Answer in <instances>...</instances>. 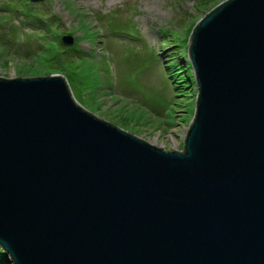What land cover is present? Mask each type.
Returning a JSON list of instances; mask_svg holds the SVG:
<instances>
[{
  "label": "water",
  "instance_id": "1",
  "mask_svg": "<svg viewBox=\"0 0 264 264\" xmlns=\"http://www.w3.org/2000/svg\"><path fill=\"white\" fill-rule=\"evenodd\" d=\"M186 48L181 152L87 112L63 75L0 77L9 264H264V0H225Z\"/></svg>",
  "mask_w": 264,
  "mask_h": 264
},
{
  "label": "rangeland",
  "instance_id": "2",
  "mask_svg": "<svg viewBox=\"0 0 264 264\" xmlns=\"http://www.w3.org/2000/svg\"><path fill=\"white\" fill-rule=\"evenodd\" d=\"M224 1L0 0V77L63 75L87 112L163 151L181 152L196 92L177 91L164 66L175 52L188 62L192 30ZM65 36L72 46L61 43Z\"/></svg>",
  "mask_w": 264,
  "mask_h": 264
},
{
  "label": "trees",
  "instance_id": "3",
  "mask_svg": "<svg viewBox=\"0 0 264 264\" xmlns=\"http://www.w3.org/2000/svg\"><path fill=\"white\" fill-rule=\"evenodd\" d=\"M31 16L32 17H30V21L34 22L36 19L33 18V15H31ZM54 19H56V18H54ZM58 44H59V42H58ZM59 46H61V44H59ZM172 47H174V46H172ZM50 55H51L50 52L44 51L43 56L48 61H50L52 58ZM177 56H179V53H177V52L173 53L172 56L169 57V61L171 62V64H169L167 66L165 65L164 68L167 71L168 79L170 80V82L172 84L175 85L174 88L177 91H179V90L185 91V94L190 96V95H192V91H193L192 89L193 88H195V92H196V84H195V80L193 77L192 68H191L189 62L181 64V62H180L181 59H179ZM61 59L65 60V59H63V57H61ZM61 59L57 58V59H54L53 61L54 62L61 61V65H62L64 61H62ZM165 61H166V58H165ZM61 67L66 69L63 66H61ZM193 98H195V97H193ZM0 264H9V259L4 255V253L2 252L1 249H0Z\"/></svg>",
  "mask_w": 264,
  "mask_h": 264
}]
</instances>
